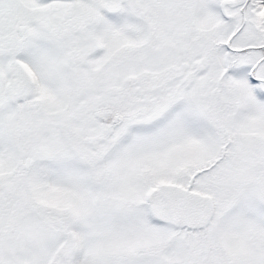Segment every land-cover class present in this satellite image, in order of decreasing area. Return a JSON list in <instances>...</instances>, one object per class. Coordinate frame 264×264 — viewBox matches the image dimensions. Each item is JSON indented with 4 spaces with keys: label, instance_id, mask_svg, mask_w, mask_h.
I'll return each mask as SVG.
<instances>
[{
    "label": "snow or ice",
    "instance_id": "snow-or-ice-1",
    "mask_svg": "<svg viewBox=\"0 0 264 264\" xmlns=\"http://www.w3.org/2000/svg\"><path fill=\"white\" fill-rule=\"evenodd\" d=\"M0 264H264V0H0Z\"/></svg>",
    "mask_w": 264,
    "mask_h": 264
}]
</instances>
